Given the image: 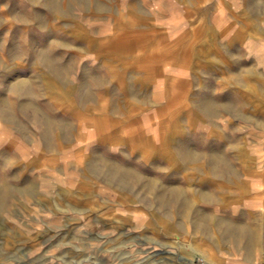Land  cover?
<instances>
[{
	"label": "rangeland",
	"instance_id": "374dc122",
	"mask_svg": "<svg viewBox=\"0 0 264 264\" xmlns=\"http://www.w3.org/2000/svg\"><path fill=\"white\" fill-rule=\"evenodd\" d=\"M247 2L257 63L195 54L139 107L141 0H0V264H264L240 230L264 229V0Z\"/></svg>",
	"mask_w": 264,
	"mask_h": 264
},
{
	"label": "crops",
	"instance_id": "0c3cea01",
	"mask_svg": "<svg viewBox=\"0 0 264 264\" xmlns=\"http://www.w3.org/2000/svg\"><path fill=\"white\" fill-rule=\"evenodd\" d=\"M213 1L212 11H209L210 8H203V10L196 11V15L194 7L203 4L202 0H141L142 11L145 15L143 14L144 18L139 21L141 23L133 24V27L145 29L142 40L143 56L141 57L145 59L146 93L145 97H142L145 99L143 103H140L141 98L135 101L139 107L148 106L145 102L149 97L150 87L146 88L149 82L154 86L153 82L161 83V80L170 74L174 77L189 75L179 65L183 60L191 59L196 55L199 58L204 51L206 54L216 55L219 59L228 60L230 59L229 54L233 53L235 57L237 56L236 58H241L243 63L248 55L256 62L254 55L248 54V46L259 44L258 36L261 35V30L256 29V25L252 26L247 22L249 20L247 0ZM255 1L253 0L254 3ZM194 14L196 20L192 19ZM188 29H192L191 33L186 32ZM254 30L256 32L258 30V36L254 34ZM191 34L197 37V41L190 42ZM186 36L190 39H186ZM170 60L176 61L175 66H179L175 68L176 70H165L166 64L163 65V62ZM237 62L238 66L244 65L241 64L242 62ZM262 68L264 69V66ZM152 77L155 79L152 80ZM151 92L152 95L158 94L152 90ZM128 105L134 106V104ZM131 141L129 140V143ZM110 146H118V142L112 141Z\"/></svg>",
	"mask_w": 264,
	"mask_h": 264
},
{
	"label": "bare ground",
	"instance_id": "6f19581e",
	"mask_svg": "<svg viewBox=\"0 0 264 264\" xmlns=\"http://www.w3.org/2000/svg\"><path fill=\"white\" fill-rule=\"evenodd\" d=\"M31 2H35V1H39V0H30ZM43 1V4H44V6H46V7H49L50 8V6H51V4H52V0H42ZM5 10L6 9H4L3 7H0V20H1V18H4L2 15H5L6 16V14H5ZM10 11H13V9H11ZM15 20L14 19H11V20H9L7 23V27H9V28H13V25L15 24ZM2 30V29H1ZM12 36V35H11ZM12 38H13V36H12ZM10 39V41H9V48L8 47H6V49L7 50H5V52H6V55H7V57H9L10 59L11 58H14L16 55V52H15V48H14V39ZM5 83V82H4ZM15 92V91H14ZM10 106L14 109H16V107H17V104H16V102L14 103V104H10ZM4 112L2 113V112H0V117H2V116H4ZM50 128H52V129H54V125L52 126V127H50ZM45 134V133H44ZM47 146H50V144L48 143V142H46L45 143ZM54 148V147H53ZM124 185V181L121 179V180H119V185ZM241 229V232H243V234H245V237H247V240H248V242H247V244H246V249L247 250H250L253 246H255L256 244H258V243H260V242H262L263 244H264V229H263V235L262 236H260L261 234H258L259 232L258 231H256L257 230V228H253V227H249V226H241L240 227ZM176 255V254H175ZM184 257V256H183ZM189 259V258H188ZM193 259V258H192ZM192 259L190 258V261H192ZM187 261V260H186ZM185 261V262H186ZM189 261V260H188ZM187 261V262H188Z\"/></svg>",
	"mask_w": 264,
	"mask_h": 264
}]
</instances>
